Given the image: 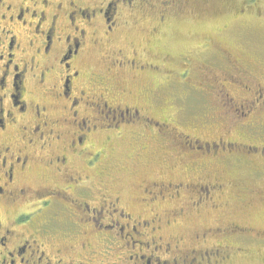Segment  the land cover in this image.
I'll list each match as a JSON object with an SVG mask.
<instances>
[{"label": "flooded vegetation", "instance_id": "flooded-vegetation-1", "mask_svg": "<svg viewBox=\"0 0 264 264\" xmlns=\"http://www.w3.org/2000/svg\"><path fill=\"white\" fill-rule=\"evenodd\" d=\"M151 1L0 0V264H226L232 243L250 237L231 225L174 231L188 213L216 209L224 186L205 159L264 162V124H247L252 146L178 137L143 109L149 82L140 98L120 85L122 73L146 77L158 69L133 50L115 51L114 42L123 17L154 9ZM169 4H159L161 13ZM98 49V66L88 65ZM228 62L232 72L222 82H236L242 103L264 99V75ZM146 130L191 153V177L151 182L131 208L105 178L90 180L75 163L106 173L98 165L106 146Z\"/></svg>", "mask_w": 264, "mask_h": 264}, {"label": "rangeland", "instance_id": "rangeland-1", "mask_svg": "<svg viewBox=\"0 0 264 264\" xmlns=\"http://www.w3.org/2000/svg\"><path fill=\"white\" fill-rule=\"evenodd\" d=\"M163 1L171 7L163 8L166 12L161 13L159 4ZM151 3L154 9L135 14L134 19L123 17L127 25L114 42L115 51L121 49L130 56L133 50L142 62L158 69L146 77L122 73L120 85L140 98L139 89L150 83L152 93L141 102L149 116L164 126V132L172 130L178 137L182 133L200 142L224 139L255 145L247 124H264V99L253 105L242 103L246 95L240 92L241 88L236 82L222 79L232 72L228 58L246 68L253 78L264 75V0ZM160 16L164 17L162 22ZM99 51L89 56L88 65L98 66ZM233 75V80H237ZM218 81L220 84L216 85ZM261 84L264 87V79ZM111 142L98 163L100 168H106V173L99 172V167H87L85 162L75 164L90 180L105 178L112 190L122 194L124 205L134 208L141 188L151 182L190 181L191 172L186 166L192 155L186 151L183 155L170 135L156 138L146 130L139 138L132 139L124 133L123 140ZM95 143L96 148L104 146L102 142ZM247 160L205 159L212 179L218 178L224 186L222 194L215 198L216 209L209 205L190 212L181 227L174 229L184 231L183 235L217 224L247 229L250 237L232 243L226 264H264V245L255 241V235L264 238V162L259 157L252 159L251 164Z\"/></svg>", "mask_w": 264, "mask_h": 264}]
</instances>
